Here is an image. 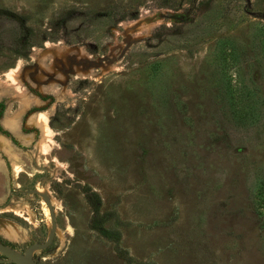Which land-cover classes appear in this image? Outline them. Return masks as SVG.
<instances>
[{"label": "rangeland", "instance_id": "1", "mask_svg": "<svg viewBox=\"0 0 264 264\" xmlns=\"http://www.w3.org/2000/svg\"><path fill=\"white\" fill-rule=\"evenodd\" d=\"M263 14L264 0H0V82L17 72L31 99L0 84V133L24 161L16 173L0 151V240L44 242L49 196L39 264H264Z\"/></svg>", "mask_w": 264, "mask_h": 264}, {"label": "bare ground", "instance_id": "2", "mask_svg": "<svg viewBox=\"0 0 264 264\" xmlns=\"http://www.w3.org/2000/svg\"><path fill=\"white\" fill-rule=\"evenodd\" d=\"M150 24H148V25H150ZM142 32H144V31H142ZM0 84L1 85H5V84L9 85L8 89L10 87L16 88L17 89V93H18V97L21 98V101L24 104L23 109H26L29 106L31 99H30L29 94L27 93V91L24 89L23 84H22V80L20 78V75L17 72H11L9 74L7 80L5 82H3V83L0 82ZM1 97H2V93L0 92V98ZM21 113H22V111H21ZM21 113L20 112H18V113H15V112L8 113L7 116H5V118H3L4 126L7 127L10 130L19 129L18 128L19 125H20L19 116H20ZM28 123L35 124L37 127H40L41 130L43 131V133H42L43 136L41 137L40 142H39V149L42 152H45L46 151V146H45L46 138L48 137L49 131L52 129V128H50V126L48 124L46 113L45 112H37V113H34L33 115H30V117L28 119ZM1 149L4 151V153L6 152V154L9 157V159L12 160L14 171L16 173H19L22 170V164L24 162L23 159L21 158L20 150L16 149L14 144L11 143V141L9 139H7L6 136H4V135H2L0 133V151H1ZM17 150H19V151H17ZM4 163H6V162L3 160V158L1 157V154H0V167L2 165H4ZM52 203L53 204L57 203L55 198H52ZM15 211H16V213H18V210H15ZM6 229H7V234L9 236H11V238L17 236V233H16L15 229L12 226L8 225V228H6ZM23 234H24V232H23ZM12 239H14V238H12Z\"/></svg>", "mask_w": 264, "mask_h": 264}, {"label": "water", "instance_id": "3", "mask_svg": "<svg viewBox=\"0 0 264 264\" xmlns=\"http://www.w3.org/2000/svg\"><path fill=\"white\" fill-rule=\"evenodd\" d=\"M264 17V14H263ZM132 43H127L124 49L122 50L121 56L126 52V50L130 47ZM109 56H103L100 58V63L109 60ZM94 63V61H91ZM47 204L50 209L51 219H52V229L49 233L47 239L44 242L41 243H33L30 246L26 248L24 252H20L11 245L3 242L0 240V253L5 255L7 257V261L14 262L15 264H39L35 258H34V252L38 249H46L48 248L56 235L57 230V223H56V217H55V209L54 205L52 203V199L49 196H46Z\"/></svg>", "mask_w": 264, "mask_h": 264}, {"label": "trees", "instance_id": "4", "mask_svg": "<svg viewBox=\"0 0 264 264\" xmlns=\"http://www.w3.org/2000/svg\"><path fill=\"white\" fill-rule=\"evenodd\" d=\"M6 14H8L9 16H12V17H14V18H19V16L17 15V14H15V13H6ZM96 209V211H97V207L95 208Z\"/></svg>", "mask_w": 264, "mask_h": 264}, {"label": "flooded vegetation", "instance_id": "5", "mask_svg": "<svg viewBox=\"0 0 264 264\" xmlns=\"http://www.w3.org/2000/svg\"><path fill=\"white\" fill-rule=\"evenodd\" d=\"M34 255V254H33Z\"/></svg>", "mask_w": 264, "mask_h": 264}]
</instances>
